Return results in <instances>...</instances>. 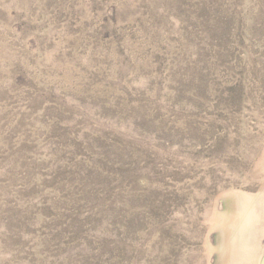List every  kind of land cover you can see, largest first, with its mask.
<instances>
[{"label":"rangeland","instance_id":"rangeland-1","mask_svg":"<svg viewBox=\"0 0 264 264\" xmlns=\"http://www.w3.org/2000/svg\"><path fill=\"white\" fill-rule=\"evenodd\" d=\"M0 264H264V0H0Z\"/></svg>","mask_w":264,"mask_h":264}]
</instances>
